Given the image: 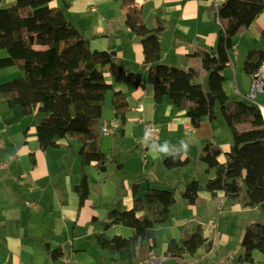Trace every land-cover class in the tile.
<instances>
[{
  "label": "trees",
  "instance_id": "trees-1",
  "mask_svg": "<svg viewBox=\"0 0 264 264\" xmlns=\"http://www.w3.org/2000/svg\"><path fill=\"white\" fill-rule=\"evenodd\" d=\"M52 1L15 0L11 6L0 7V49L7 51V56L0 57V69L17 66L22 71L21 76L0 83V98L5 97L10 105H20L25 115L37 109L40 120L36 134L41 149L59 147L58 139L64 137L82 143L81 180L75 187L82 206L90 196L86 167L94 164L106 173L111 156L100 148L106 94L118 82L139 86L142 73L119 62L115 51L93 49L89 39L69 20L67 5L54 6ZM121 4L126 10V27L143 44V69L155 88L156 102L168 96L177 110L186 111L193 127H198L203 117L211 121L220 118L232 133L224 162L219 160L222 149L216 143L210 141L201 149L200 160L215 170L206 184L211 196L223 191L228 200H239L245 208L258 207L264 212V117L256 103L232 98L225 92L223 74L231 60L234 38L264 12V0H225L213 7L221 29L214 48L196 52L201 69L163 63V26L147 27L136 0H121ZM261 37L264 39V29ZM263 63L264 49L254 48L247 52L243 68L255 78ZM113 107L124 125L129 106L121 92H114ZM241 125L248 126L241 129ZM189 162L188 157L174 153L164 157L163 166L173 169ZM200 190L199 180L192 179L181 196L195 204ZM133 197L131 208L109 211L105 225V229L114 224L131 227L133 236L107 238L99 234L97 240L103 250L117 255L116 260L146 264L157 248L156 227L168 222L177 201L176 191L149 184L140 195L139 185L134 184ZM203 245L209 250L212 241L199 225L195 232L185 231L180 241L172 238L164 256L178 259L186 253L193 255ZM242 247L240 264L253 263L255 250L264 254L263 221L246 226ZM63 256L60 246L51 252L55 262Z\"/></svg>",
  "mask_w": 264,
  "mask_h": 264
},
{
  "label": "crops",
  "instance_id": "crops-1",
  "mask_svg": "<svg viewBox=\"0 0 264 264\" xmlns=\"http://www.w3.org/2000/svg\"><path fill=\"white\" fill-rule=\"evenodd\" d=\"M224 1L136 0L147 27L152 29L159 25L163 26L161 61L185 69L189 67L201 69V58L197 56L196 52L212 49L217 44L221 24L216 16V9L214 10L213 7L217 8ZM5 2L13 3L15 0H0V6ZM65 4L69 20L89 39L93 49L115 51L119 62L131 70L142 73V81L139 86L130 82H118L114 83V89L109 91L111 95L109 92L106 94L104 107H111L113 115L112 118L104 119V108L103 121L116 118L113 107L115 91L121 92L125 96L129 106L127 121L123 125L124 130L122 129L120 134L114 136L123 138L128 135V130L132 127L137 128L138 124L143 128L140 120L144 119L158 124L161 127V136L163 135L165 138L174 139V136L184 134L188 139L186 143L188 147L189 145L199 146L203 138L210 139L209 141L216 143L222 149L219 160L221 162L226 160L225 153L231 148L232 135H229L230 130L226 129L227 125L224 127L225 123L222 119L211 121L207 117H203L200 125L193 127L186 111L177 110L168 96H164L160 102H156L155 88L148 81L147 72L143 69L145 57L143 44L126 27V10L122 8L121 0H53L51 2V5L60 7ZM263 29L264 12L253 21L250 27L243 29L242 39L237 40V35L233 40L234 46L229 51L231 62L223 71L224 89L232 98L239 99L243 95H249L252 91L256 77L245 73L244 62L241 71L236 62L239 60L241 44L247 54L249 50L254 49L252 48L255 47L254 41H264L261 37ZM243 61L245 60L243 59ZM228 67L233 69V73L229 71ZM109 79L111 80V78ZM251 102L260 107L264 117V90L257 92ZM37 112L35 109L31 116L25 115L20 105L14 103L10 105L5 97L0 98V160L9 162L6 169H0V264H67L68 262L82 264L79 258L87 249L86 243L92 244L94 239L97 240V235L104 234L107 238L114 235L131 237L134 231L131 227L122 224H114L109 229H105L107 213L112 209L122 210V208L117 204L107 206L105 218L101 220L91 187L89 198L80 206L75 187L81 180L82 167L79 153L81 147L79 144L78 147H73L77 144L76 141H73V137H69L71 139L64 137L58 139L59 147L41 149L36 134V126L39 122ZM247 126L241 125L239 128ZM4 133H6V140L2 138ZM133 136L135 141L138 144H144L146 149L152 148L158 141L148 145L138 140L142 134L139 137L134 133ZM68 145L69 147H65ZM177 146L176 153L182 155L185 150L181 146L184 144ZM158 148L161 152L148 151V155L151 152L152 159L162 161L163 165L164 157L170 155L172 148ZM101 150L105 152L102 148ZM182 157H188L191 162L189 155H182ZM153 160H148V164L151 162L153 165ZM186 166L173 169L163 166L164 177L153 179L154 181L150 177L147 184L164 185L172 190H175L176 187L180 188L181 185L185 186L190 180L199 177L196 174L183 176L182 170ZM89 168L94 170L92 172L94 178H92ZM86 172L89 181L90 179L99 180L101 200L103 197L105 200L109 197L114 202L112 192L103 193V188L108 184L106 176H103L102 179L101 173L103 172L98 171L94 164L87 166ZM206 172L207 180L215 175V170L209 169L208 166ZM23 174H26V178H22ZM199 182L201 190L197 202L191 205L187 200L183 204L179 203L185 207L180 208L182 211H192L198 216H200L198 209L209 211L211 218L213 216L212 205L215 202H217V206L213 210L218 209L219 214L225 207L224 212L228 210V207L239 210L249 209L243 207L239 200H228L223 191H219L216 197H212L206 184H202L201 179ZM133 185L123 197H120L125 209L133 206ZM30 188H33L32 192H30ZM139 190L141 195V191H143L141 185H139ZM26 200L38 201L39 209L29 208L26 205ZM177 204L176 201L172 206L170 218ZM259 210L263 214V211ZM139 214L141 215L143 212ZM262 214L258 216L257 220L264 222ZM197 221L199 225L203 224L201 220ZM251 221L247 220V225ZM186 222L185 217L176 219L178 225L183 226ZM203 232L210 239L211 231L203 229ZM178 234L180 235L179 230L172 231V237ZM168 242L164 245L163 255L159 256L154 251L151 260L146 264H165L167 260L179 262L190 255L186 253L178 259L164 256ZM97 244L100 250H97L96 257L93 259L96 264H108L109 257L113 261L110 264H127V260H116V254L103 250L99 241ZM59 246L62 247L64 256L55 262L51 257V252ZM200 249H202L203 257L215 254L213 241L211 249L208 250L206 245H203L192 256H197ZM253 258L254 262L251 264H264V254L260 251L255 250ZM191 263L200 264L201 261L195 259ZM238 264H240L239 260Z\"/></svg>",
  "mask_w": 264,
  "mask_h": 264
},
{
  "label": "rangeland",
  "instance_id": "rangeland-1",
  "mask_svg": "<svg viewBox=\"0 0 264 264\" xmlns=\"http://www.w3.org/2000/svg\"><path fill=\"white\" fill-rule=\"evenodd\" d=\"M15 2H5L4 5H1L0 7H8L14 4ZM242 32V33H241ZM242 34L243 30L239 32L238 38L242 39ZM263 42L262 40L254 41L253 45L256 49H263ZM245 48L241 44L240 46V52L238 55L239 60H237L236 65L240 67V71L242 69V64H243V59L245 60L246 58V53H245ZM7 56V51L5 49H0V57ZM229 71L233 73V69L231 70L230 67H228ZM22 75V71L17 67V66H12L8 68H3L0 69V83L17 78ZM234 76V75H233ZM109 95L110 92H109ZM242 99L244 98L245 100L251 101V98L248 97L247 95H243L241 97ZM105 108V107H104ZM38 112H37V119L40 120V115L38 117ZM112 108L108 107L105 108L104 110V119L105 118H112ZM31 116V114H30ZM32 118H34L32 116ZM224 127H227L226 124H224ZM137 128L132 127L130 130L127 131L128 135L122 137L118 136H105L103 135L101 138L100 142V147L107 153H109L111 156H108V161H107V171L106 173H101L102 179L103 176H106L108 179L107 186L103 188V193L104 194H109L113 193V197L115 201L113 202L112 199L109 197L106 198V200L103 197V200H101V194H100V184L99 180L95 181V179H90L91 182V192L94 194V198L96 199L97 203V210L98 214L100 216V219L102 220L105 218V215L107 213V206L110 205H118L120 208L125 209L123 206V200L120 198L128 191L129 188L135 183L141 185V195L144 194L146 187L149 185L148 183V178L151 177V179L156 180L159 177H164L163 173V165L162 161H156V159H152L153 155H150L151 152L148 151H155V152H161L159 151L158 147L161 148H166V147H171L172 150L170 151L169 154H174L177 152L178 149H175L178 147L177 145H181L184 143L188 142V139L186 136L179 135V136H174L175 138H165L163 135H160V139H158L156 145H153L152 148L150 147L149 149L145 148L144 144H138L135 139H134V133L135 136H141L142 134V129L141 125H136ZM228 129V127L226 128ZM224 131V130H223ZM229 135H232L231 131H229ZM190 137V136H188ZM2 138L4 140L7 139L6 133L3 134ZM67 139H71L69 137H66ZM73 141H76V145L73 147H79L82 146V143L78 141V139L73 138ZM168 139V140H167ZM140 142L142 141V138L140 137L138 139ZM204 142L202 143V141ZM210 140V139H209ZM208 139L203 138L199 146H193L189 145L187 149L184 148V146H181L184 148L185 151L182 154L183 156L189 155L191 162L182 170L183 171V176H199L198 178L194 179H201L202 184H206L207 180V172L206 168L207 165L203 163L200 160V152L201 149L199 147H203L206 143L210 142ZM78 141V142H77ZM73 143V142H72ZM71 143V144H72ZM155 143V142H154ZM11 147V145H9ZM65 147H69L65 146ZM148 160H153V165L148 164ZM93 165V164H92ZM91 166V165H89ZM88 166V167H89ZM96 169L100 171L97 166ZM94 170L92 168H89V172H91L92 178H94V175L92 174ZM101 172V171H100ZM176 176V175H175ZM105 178V177H104ZM153 180V181H154ZM165 180V179H164ZM102 187L104 185H101ZM185 186H180L176 187V199L178 204L175 206L173 209L171 218L166 222L165 224L158 225L156 227V234L158 237V244L157 248L155 250L156 254L159 256L163 255V249L164 245L166 242L170 241L172 238L177 239L180 241V237L184 235L185 231L188 232H195L198 227V219L202 221V223H207L211 218L214 217H219L218 219V224H219V235H215L214 233L210 232V240L214 242V248H215V254L210 255L207 257H203L202 254V249L199 250V253L197 256H192L190 254L189 256L186 257L185 260L183 261H171L167 260L165 264H193L191 261H194L195 259H198V261H201L200 264H238L239 257L243 251L242 247V238L245 232V228L247 226V220H252V222H255L259 217L261 211L259 209H253L249 208L247 210H239L238 208H231L228 207V210L224 212V209L221 213L219 214V210H213L217 206V202H215L212 205V210L211 212L213 213V216L210 218L209 217V211H204L198 209V212L200 216L195 215L192 213V211H186V210H181L180 208H185L182 207L181 204L185 203V199L182 198L181 192L185 190ZM241 203V201H239ZM181 203V204H179ZM191 205V204H190ZM263 217H264V212H263ZM185 217L187 219V222L185 225H178L176 223V219H180ZM262 217V218H263ZM202 226V225H201ZM173 230H179L180 235H176L172 237V231ZM209 231V230H207ZM209 236V235H208ZM225 241V242H224ZM98 241L96 239L93 240V243H86V251H84L80 255V262L82 264H96L94 262V258L96 257L97 250H100L98 246ZM207 248V247H206ZM71 249V248H69ZM108 264L113 263L111 260V257L107 259ZM128 264V262H127Z\"/></svg>",
  "mask_w": 264,
  "mask_h": 264
},
{
  "label": "built area",
  "instance_id": "built-area-1",
  "mask_svg": "<svg viewBox=\"0 0 264 264\" xmlns=\"http://www.w3.org/2000/svg\"><path fill=\"white\" fill-rule=\"evenodd\" d=\"M219 23H221V20L218 17ZM235 48V47H234ZM231 62V61H230ZM264 90V63L262 67L260 68L259 72L256 74V80L253 84L252 91L248 97L251 98V100L255 97V94L259 91ZM139 110H141L140 107H138ZM143 127V133H142V142L145 144H152L156 142L160 135H161V127L158 124H155L153 122L145 121L144 119L140 120ZM123 129V123L119 118H114L111 120H105L102 122L100 131L103 135L106 136H114L121 133V130ZM9 166V162L7 160H0V169H6ZM22 178H26V174L22 175ZM33 191V188H30V192ZM26 205L34 210L39 209V202L36 200H26ZM202 228L204 230H209L212 233H214L216 236L219 234V224H218V218H212L207 223L202 224ZM67 264H74L73 262H68Z\"/></svg>",
  "mask_w": 264,
  "mask_h": 264
},
{
  "label": "clouds",
  "instance_id": "clouds-1",
  "mask_svg": "<svg viewBox=\"0 0 264 264\" xmlns=\"http://www.w3.org/2000/svg\"><path fill=\"white\" fill-rule=\"evenodd\" d=\"M184 144V148L187 149L188 145L184 142H182Z\"/></svg>",
  "mask_w": 264,
  "mask_h": 264
}]
</instances>
